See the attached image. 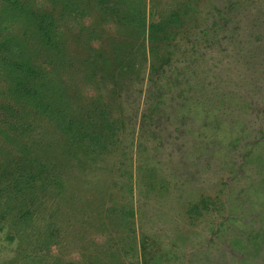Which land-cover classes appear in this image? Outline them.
<instances>
[{
    "label": "trees",
    "instance_id": "trees-1",
    "mask_svg": "<svg viewBox=\"0 0 264 264\" xmlns=\"http://www.w3.org/2000/svg\"><path fill=\"white\" fill-rule=\"evenodd\" d=\"M153 197L264 217V0H0V264H162Z\"/></svg>",
    "mask_w": 264,
    "mask_h": 264
},
{
    "label": "rangeland",
    "instance_id": "rangeland-1",
    "mask_svg": "<svg viewBox=\"0 0 264 264\" xmlns=\"http://www.w3.org/2000/svg\"><path fill=\"white\" fill-rule=\"evenodd\" d=\"M253 187L251 195L259 196L253 192ZM251 191L248 189V192ZM154 198L147 210L150 217L147 228L158 233L156 239L159 240V247L166 252L162 264H264V217L256 215L260 209L259 200L252 198L254 205L248 204L249 214L253 215L250 219L231 221L214 237L210 235L209 229L218 219L217 216L204 218L196 227L188 228L180 214L168 211L166 200L157 203ZM163 212H168L165 218H161ZM235 213L233 217H239V213ZM175 222L188 239L163 237L164 232L170 235V227Z\"/></svg>",
    "mask_w": 264,
    "mask_h": 264
}]
</instances>
